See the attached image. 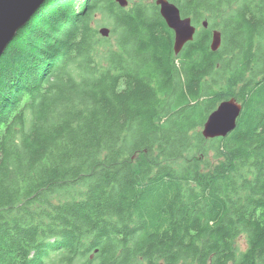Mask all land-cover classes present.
<instances>
[{
    "label": "trees",
    "instance_id": "16d2710c",
    "mask_svg": "<svg viewBox=\"0 0 264 264\" xmlns=\"http://www.w3.org/2000/svg\"><path fill=\"white\" fill-rule=\"evenodd\" d=\"M169 1L197 28L177 55L154 0H46L9 43L0 264H264V0Z\"/></svg>",
    "mask_w": 264,
    "mask_h": 264
},
{
    "label": "water",
    "instance_id": "95a60500",
    "mask_svg": "<svg viewBox=\"0 0 264 264\" xmlns=\"http://www.w3.org/2000/svg\"><path fill=\"white\" fill-rule=\"evenodd\" d=\"M46 0H0V58L15 38L17 32L26 25L34 13ZM121 8L128 6V0H114ZM161 18L174 34L173 50L177 55L183 46L192 41L197 31L190 17H182L178 7L169 0H154ZM207 23L204 21L203 26ZM102 38H108L111 29L102 26L98 30ZM221 44L219 31H213L210 48L216 52ZM242 111V105L235 99L221 101L208 115L202 126L201 135L204 139L226 137L236 127Z\"/></svg>",
    "mask_w": 264,
    "mask_h": 264
},
{
    "label": "rangeland",
    "instance_id": "374dc122",
    "mask_svg": "<svg viewBox=\"0 0 264 264\" xmlns=\"http://www.w3.org/2000/svg\"><path fill=\"white\" fill-rule=\"evenodd\" d=\"M100 21H101V18H98ZM110 23V24H109ZM105 22V23H100L98 26H97V29L99 30L103 25L104 26H107L108 28H111V21L110 22ZM217 107V106H216ZM201 131H202V128H200L199 129V132H200V134H201ZM206 140V139H205ZM237 244H238V246L240 247V249H243V247H244V241H243V239L242 238H239V239H237Z\"/></svg>",
    "mask_w": 264,
    "mask_h": 264
},
{
    "label": "bare ground",
    "instance_id": "6f19581e",
    "mask_svg": "<svg viewBox=\"0 0 264 264\" xmlns=\"http://www.w3.org/2000/svg\"><path fill=\"white\" fill-rule=\"evenodd\" d=\"M178 10H179V9H178ZM179 12H180V11H179ZM203 27H204V26H203ZM206 27H207V25H206L204 28H206ZM183 47H184V46H183ZM234 129H235V128H234ZM234 129H233V130H234Z\"/></svg>",
    "mask_w": 264,
    "mask_h": 264
}]
</instances>
